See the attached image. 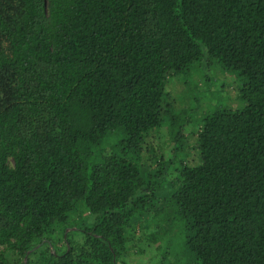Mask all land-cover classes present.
Listing matches in <instances>:
<instances>
[{"label":"trees","instance_id":"1","mask_svg":"<svg viewBox=\"0 0 264 264\" xmlns=\"http://www.w3.org/2000/svg\"><path fill=\"white\" fill-rule=\"evenodd\" d=\"M203 58L243 106L203 117L167 200L196 264H264V0H0V264H121L168 79Z\"/></svg>","mask_w":264,"mask_h":264},{"label":"rangeland","instance_id":"2","mask_svg":"<svg viewBox=\"0 0 264 264\" xmlns=\"http://www.w3.org/2000/svg\"><path fill=\"white\" fill-rule=\"evenodd\" d=\"M166 92L172 109L140 152L141 168L149 179L147 203L127 229L121 264H196L186 244L182 219L167 199L180 167L199 162L197 141L203 117L216 109L243 106L237 76L207 58L194 63L187 73L171 76ZM9 98V81L0 72V108L9 104ZM182 119L187 124L177 149L175 136ZM110 141L107 145L116 142L115 138Z\"/></svg>","mask_w":264,"mask_h":264}]
</instances>
